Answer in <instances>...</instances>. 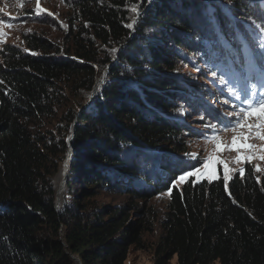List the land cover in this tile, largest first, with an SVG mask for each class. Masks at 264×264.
<instances>
[{"label":"trees","instance_id":"1","mask_svg":"<svg viewBox=\"0 0 264 264\" xmlns=\"http://www.w3.org/2000/svg\"><path fill=\"white\" fill-rule=\"evenodd\" d=\"M203 1L75 0L68 16V30L75 31L67 49L36 33L22 37L31 53L3 45L0 264H76L69 254L80 264H124L130 247H142L143 233L153 228L157 213L146 209L147 201L169 189L154 264H168L173 256L177 264H264V178L257 179L245 165L243 177L231 175L227 191L222 178L193 183L190 176L179 187L172 183L191 164L184 161L185 137L193 134L181 121L178 104L199 103L212 112L206 100L188 93L180 64L196 56L226 62L227 46L216 38ZM140 3L144 10L134 28L128 27L136 18L132 6ZM223 3L230 18L251 25L258 21L247 0L211 4L221 20L219 35L237 49L241 42L224 30L225 16L217 15ZM238 23L236 30L243 29L241 37L249 41ZM108 65L90 106L66 111L55 134L37 127L52 112L63 78L90 91ZM71 131L68 198L57 211L52 177L67 153ZM99 193L125 200L92 202Z\"/></svg>","mask_w":264,"mask_h":264},{"label":"rangeland","instance_id":"2","mask_svg":"<svg viewBox=\"0 0 264 264\" xmlns=\"http://www.w3.org/2000/svg\"><path fill=\"white\" fill-rule=\"evenodd\" d=\"M73 1L75 0H40V7L47 9L54 15L43 13L40 17L36 18L34 13L36 0H26V2L25 0H0V19H4L6 23H10L12 25L11 28L4 29L6 33L5 42L0 44V50L4 44H14L26 49L22 37L31 33L43 35L52 42L59 43L62 49H67L68 45L71 43V39H73V33L75 31V27H72L73 32L68 30V27L70 26L68 16L73 6ZM218 1L219 0H204L203 2L206 4V9L204 12L207 13V20L212 24L214 33L217 34L216 38H219L220 36L222 37L221 46L222 44L227 46L225 51L226 56L224 57L226 61L225 65L222 67L211 57H208L206 60H204L202 57L196 56L195 58L197 59L190 61L189 59L192 57V55H190L189 57H185L186 61L189 60L188 64L186 66L180 64L179 69V73H181L180 75L184 77V82L189 89L188 93H191L190 90H192L193 94L191 96H193V98L199 97L202 100H206L212 110V112L208 114V111L203 110L199 103L195 106H191L190 108H188L187 105L182 102L178 104L177 110L180 112V119L182 122H185L186 125H189L191 130L189 135L193 134L192 137H185L186 147L188 150L186 153L198 154V159L195 160L190 159L186 153L184 155V161L191 163L188 166L190 171L195 168L202 167L204 159L210 153L214 152V144L207 139V137L213 134V129L210 127V125H216L218 129H223L228 125L229 121H233L235 116L228 114H234L239 108L245 107L243 104L244 94H255L256 96L264 94V77H262L261 74L258 73V82L255 85L252 86L245 82L249 72L254 73L256 70V68L253 67V61L249 56L250 51L248 49L251 45L252 49H254L253 43L254 37L256 36L254 33L255 31L260 32L259 38L257 39L258 42L255 43V45H257L259 42H263L262 44H264V34L263 31L260 30L261 20L264 18V0H247V2L250 4L249 9L251 13L258 21L253 22L252 25L248 22L240 20L241 17H238L239 19L230 18L227 15L228 13L226 3H223L222 11L218 12L217 15L221 18L222 16H225L226 18L223 19L226 23V25L223 27L224 30H227L228 33L232 34L235 41H242L241 35L243 34V29L236 30L235 28L236 25L239 26V21L245 29V33L249 35V41H251V43L243 42L237 49L233 48V50H231L229 43H227V41H229L227 37L219 35V23L221 20H217V16H215L214 9L211 6V4H216ZM137 10L139 14H141V12L144 10V8L141 7V3L137 5ZM201 12L203 14V11ZM73 25L78 28L79 23L74 22ZM202 25L203 22L198 25L199 28L202 29ZM70 34L72 35L68 41V36ZM261 51H264V48ZM28 52L31 53V51ZM178 52L180 51L178 50ZM185 53L187 52H182V54ZM117 54H115L112 62L117 59ZM181 56L183 57V55ZM232 58L236 61V63L233 65L230 63ZM238 66H241L240 71L233 73V71L238 69ZM108 67L109 66H106L102 73L96 77L94 85L101 81L99 82L100 87L96 93H93L94 86L90 91L84 88L80 89L76 84L72 83L71 80L67 81V78H63L58 88L59 91L54 98L55 103L53 105L52 112L44 116L41 120L37 121V127L44 130L46 133L49 132L48 135H50V132H56V127L63 126V117L66 111L72 109L74 106L79 105L78 107H80V104H82L79 110H77V113H79L78 111H80V109H85L86 107L90 106V104L93 102V98L97 96L101 86L103 85ZM256 75L257 74H255V76ZM229 89L237 90L240 94V99H237V96L235 95H231ZM179 112L174 114L172 117L177 118L179 116ZM74 122L75 120H73V123ZM216 134L226 145L231 144L232 136L234 135L231 128H229L227 131L220 130ZM248 142L256 145V148L252 150L256 155H254L250 161H245L243 165L235 162V150L225 149L217 153V155L221 160L227 162L230 168H239L246 165L251 169V171H253L257 179H262L264 178V159H257L256 157L259 155H264V152L260 151V145L264 143V141L253 137L250 138ZM70 148H72V156L73 145H71ZM68 151L69 150L67 149V152ZM247 151L249 150H241L242 153ZM59 165L60 164H58V166ZM257 167L259 168V171L256 170ZM215 171L217 176L223 179L222 165L218 164ZM56 173L57 172H55L52 177L53 188L54 177ZM192 177L194 181H196V176L192 175ZM204 180L208 182L207 179ZM180 185L181 184H177L176 186L179 187ZM64 187L65 191L63 193L60 205L56 203L54 195V202L58 206V210L62 208L65 200L68 198L66 197V192H68V189H66L65 185ZM74 188L75 185L72 186V189ZM75 191L76 196L79 195L80 186H78ZM168 194L169 191H163L147 201L146 209L148 210L151 208L155 213H157V217L154 219L153 228L151 231H146L143 233L142 247H130L124 264H154L157 258L155 253L156 245L161 235L160 221L163 219L164 213L166 211ZM90 200L99 204L118 205L124 202L125 198L111 194L99 193ZM138 202L140 204V201ZM57 234V238L62 241L64 235L63 226L60 225ZM69 257L74 261V263L79 264V259L77 256L69 254ZM168 264H177L176 257L173 256L169 260ZM210 264L219 263L214 261Z\"/></svg>","mask_w":264,"mask_h":264},{"label":"snow or ice","instance_id":"3","mask_svg":"<svg viewBox=\"0 0 264 264\" xmlns=\"http://www.w3.org/2000/svg\"><path fill=\"white\" fill-rule=\"evenodd\" d=\"M131 10L136 14V18H138L139 12L137 10V6L133 5ZM34 13L36 18L40 17L43 13L54 15L47 9L40 7V0H36ZM136 18L133 19V24L137 22ZM11 27L12 25L10 23H6L4 19H0V44L5 42L6 33L4 29ZM128 27H132V24H129ZM261 47H264V44H262ZM24 51H28V49H24ZM33 54L35 55L36 53ZM229 92L231 95L237 96V99H240V94L237 90L229 89ZM243 104L245 107L239 108L234 114H228L234 115L235 119L233 121H229L228 125L223 129H218L216 125H210V127L213 129V134L207 137V139L214 144V152L210 153L204 159L202 167L195 168L192 171L184 172L182 175L178 176L176 180L172 182L174 185L183 184L187 177L192 175L196 176V181H193V183H197L204 179H207L209 183L219 180L220 177L217 176L215 171L218 164L222 165L223 167V180L226 191L228 190V182L232 178V173L239 172L241 177L245 175V169L243 166L239 168H230L228 163L221 160L217 155V153L225 149L235 150V162L243 165L245 161H250L253 156L256 155L255 152L252 151L256 148V145L249 143V139L254 137L264 141V94L256 96L255 94L250 95L246 93L244 94ZM229 128H231L234 135L232 136L231 144L226 145L216 133L220 130L227 131ZM242 149L249 151L242 153ZM260 151L264 152V143L260 145ZM186 155L190 159H198V154L196 153H186ZM256 158L264 159V155H259ZM256 170L259 171V168L257 167ZM169 192H171V189H169Z\"/></svg>","mask_w":264,"mask_h":264},{"label":"bare ground","instance_id":"4","mask_svg":"<svg viewBox=\"0 0 264 264\" xmlns=\"http://www.w3.org/2000/svg\"><path fill=\"white\" fill-rule=\"evenodd\" d=\"M256 77L258 78L259 75L257 74ZM98 82V81H97ZM101 82V81H99ZM99 82L94 85L93 88V93H96L100 87ZM72 148H70L69 155L64 157V159L60 162L59 168L57 170V173L54 177V190H55V199L56 203L58 205L61 204L63 193L65 191V182H66V177L68 174V169H69V163L71 160V154H72Z\"/></svg>","mask_w":264,"mask_h":264},{"label":"water","instance_id":"5","mask_svg":"<svg viewBox=\"0 0 264 264\" xmlns=\"http://www.w3.org/2000/svg\"><path fill=\"white\" fill-rule=\"evenodd\" d=\"M118 50L119 48L116 50V54L118 53ZM109 66V65H108ZM105 76V75H104ZM84 109V108H83ZM83 109H80V110H83ZM75 125V122L73 123V126ZM72 137H73V131L70 132L69 136H68V150L70 151V147L72 145ZM69 151L67 152V155L66 157L69 155ZM66 184V182H65ZM55 209L58 211V206L55 204ZM79 264H80V261H79Z\"/></svg>","mask_w":264,"mask_h":264}]
</instances>
